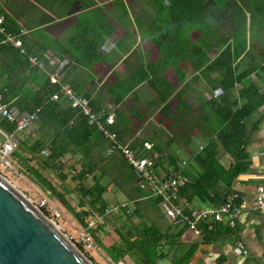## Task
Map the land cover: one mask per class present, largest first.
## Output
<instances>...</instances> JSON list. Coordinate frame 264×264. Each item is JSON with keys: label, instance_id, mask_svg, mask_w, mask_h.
Segmentation results:
<instances>
[{"label": "trees", "instance_id": "obj_1", "mask_svg": "<svg viewBox=\"0 0 264 264\" xmlns=\"http://www.w3.org/2000/svg\"><path fill=\"white\" fill-rule=\"evenodd\" d=\"M111 1L119 14L115 24L91 0H24L21 4L16 0H0V16L4 17L6 32L21 37L27 52L26 56L22 55L4 42L5 35L0 33V88L6 89L5 99L11 106L38 113L36 138L31 143L20 139L15 155L20 161H26V153L32 155L40 166L53 172L63 192H75L80 197L83 210L79 213L65 201L64 193L39 171L27 166L68 204L82 226H86L90 217L104 218L98 229L92 231L99 241L102 240L98 236L100 231L105 236L109 233L104 224L112 222L120 231V241L107 249L115 263L128 256L136 264H161L169 258L171 264H190L198 245L178 255V240L187 227L171 224L163 229L158 224L157 216H166L163 200L149 194L123 158L106 154L109 141L80 109L73 108L63 95L52 100L54 94L60 93L61 85L52 84L49 75L55 59H68L62 83H68L77 94L86 97L93 111L102 114L103 119L114 113L115 123L109 128L139 156L149 159L157 178L186 174L191 182L179 191L182 201L195 206H220L236 179L250 169L248 147L260 127L254 117L264 105V92L250 78L256 72H264V64L250 61L249 67L243 68L240 60L252 54L247 31L243 29L248 21L246 11L253 23L258 11L263 10L264 0H229L225 5L215 0H170L168 3L142 0V7L134 15L130 3L134 0ZM76 4H80L81 10L73 13ZM108 13L112 14L111 10ZM74 16L75 23L65 25L68 32L65 38L47 34L43 29L51 30L56 23L69 21ZM116 25H152L151 31L158 34L162 61L157 69L130 71L125 78L117 79L106 93L103 89L97 95L95 90L80 93L85 77L80 74L81 69L89 68L103 55L104 44L116 31ZM214 25H222L221 32ZM195 33H199L197 38L193 36ZM218 44L221 50L211 57ZM31 56L46 68L31 66ZM182 64H189L195 71L189 79L191 84L203 78L209 88L208 94L196 95L197 112L182 100L179 90L185 82ZM169 68L176 76V83L163 73ZM145 82L165 102L174 96L179 99L180 107L173 123L187 131L185 138L169 134L152 123L135 130L130 114L133 105L142 106L137 88ZM163 110L167 115L171 112L170 107ZM0 128L12 133L16 125L1 119ZM146 142L152 144L151 149L144 147ZM44 149L50 150L49 156L42 155ZM76 163L80 164V171L75 174ZM68 166L70 169L66 170ZM70 177L74 188L66 184ZM111 185L134 205L132 211L128 206L120 208L116 213L121 214L114 220L108 217L110 205L106 199ZM199 227L203 243H212L232 230L214 221L202 222ZM173 229H179L175 236L171 234Z\"/></svg>", "mask_w": 264, "mask_h": 264}, {"label": "crops", "instance_id": "obj_2", "mask_svg": "<svg viewBox=\"0 0 264 264\" xmlns=\"http://www.w3.org/2000/svg\"><path fill=\"white\" fill-rule=\"evenodd\" d=\"M215 1L221 3V0ZM105 4H101L100 6H105ZM213 7L215 8V4ZM146 26L149 25H134L131 29L126 27L125 29L123 28L119 30L116 25V31L110 38H108L107 44L103 48V55L99 57L97 61L91 63L89 68L81 69L80 74H85V77L81 82L82 88L80 93L95 90L94 93L97 95V92L102 91V89L106 93L107 89H109L117 79L125 78L130 74V71H141L148 67L157 69V64L162 61L159 42L157 43V37L151 30L143 29V27ZM214 26L219 27L221 32L220 28H222V25ZM252 27L253 25H248V30ZM225 28H228L227 25ZM258 29L263 33L264 26L259 25ZM256 34L248 37L250 43L249 49L252 54L250 56H244L240 60V64L243 68L249 67L250 61L264 64V40L260 33L258 35ZM218 35H220V33H218L217 36ZM193 36L194 38H197L199 35L195 33ZM216 38L217 37L213 39L214 43H216ZM106 47L108 48V52L105 50ZM216 47L218 48L211 53V57H215L216 54H218V51L221 50L220 44L216 45ZM181 68L185 79V82H183L181 87L182 93L186 92L188 95V93L193 91L195 94V101L197 94L209 93V88L206 85L205 79L200 78L194 85L190 83L189 79L195 74V71L189 64H182ZM184 69H187V71ZM171 71L172 69L170 70L169 68L163 72L169 80L172 79ZM109 75L112 76L110 80L107 79ZM250 80L264 92V72L254 73ZM247 84L248 81L246 82V85ZM137 92L140 96L141 102L142 99L144 100L142 106L140 105V108L133 105L134 110H132V113L130 114L133 121L135 118H140V124H136L137 126H135V130L137 128V130H139L144 127H149L151 126V123L157 128L164 129L163 122L158 121L157 118L161 114L167 115L163 109L168 107V103L165 101L158 102L157 100L152 99L153 101H156L157 104L155 103L153 106H150L149 103H152L153 101H149L150 98H148L147 95H155L157 92L147 82L140 85L137 88ZM145 94L147 95L144 97ZM146 99V104H144ZM191 106L193 107V105ZM196 107L198 110V103H196ZM110 115H114V113H111ZM133 116H135V118H133ZM254 118L255 120H259L260 127L257 133L253 136L248 147L251 167L248 172L240 175L236 179L233 187L230 189L232 192L236 193L239 198H245L250 202L256 199L257 185L264 179V105L258 110ZM222 157H224V154H222ZM225 162L228 163V160L226 159ZM159 215L160 216H157L158 224L162 226V221H165L164 223H166L165 227L162 226L163 229H167L169 225L173 224L167 216ZM231 229L230 232L225 233L221 237L212 241V243H203V238L194 235L193 232L186 229L178 240V255L183 254L192 246L197 247L198 245V249L190 264H264V211H243L237 220L236 227ZM178 232L179 229H173L171 234L175 236ZM237 241L244 242L248 249V253H242L235 248ZM161 264H171V259L164 260Z\"/></svg>", "mask_w": 264, "mask_h": 264}, {"label": "built area", "instance_id": "obj_3", "mask_svg": "<svg viewBox=\"0 0 264 264\" xmlns=\"http://www.w3.org/2000/svg\"><path fill=\"white\" fill-rule=\"evenodd\" d=\"M4 17L0 16V33L5 35L6 43L17 48L22 55H27L26 49L23 45V40L18 35L7 33L4 28ZM24 33V31H22ZM31 66H40L46 68V65L38 58L29 57ZM68 59H55V67L49 75L52 84L61 85L60 93L52 96V100L56 101L60 95L66 97L73 108H78L88 118L91 123L96 124L98 130L109 141L106 154L108 156H119L123 158L132 168L139 183L146 188L149 194L153 197H159L163 200V207L167 218L174 225H185L187 229L194 233V235L203 238V233L199 228V224L205 221L221 222L230 228H235L237 220L245 210L251 212L264 211V179L257 185V197L252 202L230 191L225 197L220 206H212L203 204L200 206L191 205L181 200L179 191L187 183L191 182V178L183 173L176 174L169 178H157L154 175V170L151 167L150 161L147 157H141L138 153L130 147L129 143L120 141L116 132L109 127L115 123L114 115H109L106 119L102 118V114L95 113L92 109L90 101L82 94H77L68 83H62L63 73L67 67ZM6 89L0 88V120L6 119L16 125L15 132L8 133L0 128V132L6 137L4 143L0 144V171H15L16 163L19 158L15 152L19 148L20 140L18 133L26 134L27 136H34L36 133V121L38 120V113H30L22 111L17 106H11L5 99ZM146 149H151V143H144ZM42 155L49 156L50 150L44 149ZM27 160L33 159L32 155H27ZM184 164H186L184 162ZM80 171V166L75 165L73 172L76 174ZM111 186L109 187V189ZM38 208H51L49 201L45 198L39 203ZM120 208H127L126 203H120L114 207H110L108 213L111 211H119ZM116 211V212H117ZM55 214H57L55 212ZM58 215V214H57ZM103 217H91L86 221V226L78 232L76 245L85 252L93 249H109L105 245L100 244L99 240L93 234V230L98 229L99 225L103 223ZM235 248L242 252L248 253L243 241H237ZM117 264H124L123 258Z\"/></svg>", "mask_w": 264, "mask_h": 264}, {"label": "rangeland", "instance_id": "obj_4", "mask_svg": "<svg viewBox=\"0 0 264 264\" xmlns=\"http://www.w3.org/2000/svg\"><path fill=\"white\" fill-rule=\"evenodd\" d=\"M16 1L18 4H21V1H24V0H16ZM91 1H93L96 4V7H102V9H101L102 12L104 14H106L108 19L115 24V22H114L116 20L115 17H118L119 14L117 13L115 7H113V5L111 4L112 3L111 0H91ZM126 1H129V0H126ZM160 1L168 3L170 0H160ZM228 1L229 0H221L220 5H225V3ZM142 2H143L142 0H134L133 2H130L132 8L134 9V10L132 9V11H131L132 15H134L136 13V11L142 7V5H143ZM105 3H107V4H105ZM101 4H105V6H100ZM251 5L253 6L254 3H252ZM263 6H264V3H263ZM263 6H261L263 8V10L258 11L259 13H258V16L256 17L257 19L255 21H253V23H251V21H250V16L248 14L249 12L246 11L248 21H247L246 25L243 27V29L245 31H247L248 37H250V35L260 33L262 36V39L264 40V31H263V33H261L262 31L260 29H258L259 25L264 26V16L262 14V13H264V7ZM80 10H81L80 4H76L74 6L73 13L74 12L77 13ZM110 10H111L112 14L108 13V11H110ZM51 16L54 18V20H57V18L55 17V15L53 13H51ZM75 21H76V17L74 16V17H71L69 21L66 20L63 23H60V22L56 23V25H54L51 28V30L48 28L46 29V27H43V29H44V31H46L47 34L55 35V36H58L60 38H65L68 35V32L66 31L65 25H73V23H75ZM62 25H64V26H62ZM248 25L249 26L253 25V27L248 30ZM117 26H118V29L121 30L123 28L125 29L126 27L128 29H131V28H133L134 25H130V26L129 25H117ZM143 29L153 30L152 25L143 27ZM153 33H155V36L157 37L156 40L158 43L159 39H158L157 31H153ZM258 34H256V35H258ZM197 35H199V33ZM106 44H107V42L104 44V46ZM107 47L105 48V50L108 52ZM110 62L113 63L112 61H110ZM184 70L187 71V69H184ZM170 73L172 74L173 82L176 83L177 82L176 76H174V73L172 71ZM111 78H112L111 75H109L107 77V79H109V80ZM177 89H179V88L177 87ZM181 89H179V90H181ZM146 95L147 94H145L144 97ZM181 95H182V100L185 99L184 101L193 105V108L197 112L198 111L197 107H196L197 102L195 101V97H194L195 94L193 93V91H191V93H188V95L186 92L182 93ZM147 97L150 98L149 101H153L152 99L157 100L158 102L164 101V100L159 98L158 93H156L155 95H147ZM143 100L144 99H142V102H143ZM146 101H147V99L144 101V104H146ZM166 102L168 103V107H170L171 112L168 115H163V114L159 115L157 118L158 121L163 122L164 127H165L164 129L169 134H177L181 138H185L187 136V131L182 130L180 127L175 126V124L173 123V119L176 117V115L179 111V107H180L179 99L176 96H174V97L167 99ZM133 118H135V116H133ZM133 122L135 123L134 124L135 126L139 125L140 124V118H137V119L135 118ZM36 135L37 134H35L34 136L28 137L25 134L18 133V138H19V140L20 139L28 140V142L31 143L36 138ZM185 148L187 151L188 147L186 146ZM21 152L23 154H25L23 149L21 150ZM27 155H30V154L26 153V157H27ZM182 157L184 158V156L181 155V158ZM76 165L80 166L79 163H76ZM27 166H30L31 168L39 171V173L43 177H45V179H47L52 184L53 187H55L59 192L64 193L65 201L70 206H72V208H74L77 212L80 213L83 210V208L80 207V197L75 192H70V193L63 192L62 184L56 178V176L53 174V172L49 169H45L42 166H40L38 164V161L35 159L30 160L28 162H27V158H26V161L18 160L16 163V167H15L14 172L10 173L9 171H4V172L0 171V174L4 178H6L11 184H13L18 190L23 192L27 196V198H29L36 206H39L40 201L42 199L46 198L49 201L51 208H50V210H49V208H42L41 210L48 216V218L50 220L57 223L56 225L61 230V232H63L72 242L76 243V240L78 238V232L80 230H82L83 226L81 225V223L77 219L76 215L71 211L68 204L63 202L62 199L60 198V196L58 194H56L55 192H53V190L50 189L49 186L43 184L40 181V179L36 178L35 175H33L31 173V171L29 170V168ZM69 169H70V166L66 167V170H69ZM66 184H71L72 188H74V184L71 181V177L67 180ZM106 199L109 202L110 207L116 208L117 204L126 203L127 206L130 207L131 211L134 209V205L129 204V202H127V200L124 198L122 193L120 191L116 190L112 185L106 194ZM116 211H113V212L111 211V213L108 214V217H110L112 220L116 219V215L121 214V213H116ZM55 212L58 215L55 214ZM95 216H97L96 213H95ZM102 220L104 222V218H102ZM137 221L138 220L136 219L135 223H137ZM164 222L165 221L161 222V225L163 227H165V224H166ZM104 226H106L105 228H106L107 232H109L106 236H108V235H110L116 231V228H114V225L112 224L111 221H109V223L104 224ZM98 236L102 239H104L106 237L105 233L101 232V231L98 234ZM118 241H120V239ZM85 253L90 258H93L94 262H97L99 264H117L119 262L118 261L115 263L110 258L111 252L107 249L106 250H104V249H93V250H89ZM123 260H124V264H136L131 259H129L128 256L123 258Z\"/></svg>", "mask_w": 264, "mask_h": 264}, {"label": "water", "instance_id": "obj_5", "mask_svg": "<svg viewBox=\"0 0 264 264\" xmlns=\"http://www.w3.org/2000/svg\"><path fill=\"white\" fill-rule=\"evenodd\" d=\"M6 137L0 132V144ZM120 231L100 244L111 247ZM0 264H96L27 196L0 174Z\"/></svg>", "mask_w": 264, "mask_h": 264}, {"label": "bare ground", "instance_id": "obj_6", "mask_svg": "<svg viewBox=\"0 0 264 264\" xmlns=\"http://www.w3.org/2000/svg\"><path fill=\"white\" fill-rule=\"evenodd\" d=\"M7 180V179H6ZM8 181V180H7ZM9 182V181H8ZM10 183V182H9ZM11 184V183H10ZM13 185V184H12ZM14 186V185H13ZM53 223H55L54 221H53ZM55 224H57V223H55Z\"/></svg>", "mask_w": 264, "mask_h": 264}]
</instances>
